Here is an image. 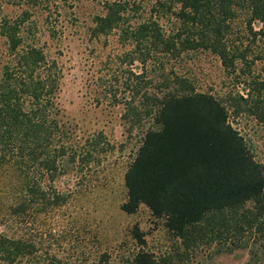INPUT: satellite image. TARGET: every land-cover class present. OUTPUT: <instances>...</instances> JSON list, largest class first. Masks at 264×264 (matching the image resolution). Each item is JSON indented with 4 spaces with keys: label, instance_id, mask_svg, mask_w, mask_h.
Instances as JSON below:
<instances>
[{
    "label": "trees",
    "instance_id": "1",
    "mask_svg": "<svg viewBox=\"0 0 264 264\" xmlns=\"http://www.w3.org/2000/svg\"><path fill=\"white\" fill-rule=\"evenodd\" d=\"M4 4L19 13L8 16L0 3V264H202L188 257L200 224L250 200L256 209L235 230L264 233V169L235 125L246 117L264 123V72L257 71L264 67V0H104L91 17V36L113 35L124 48L125 78L109 91L112 101L123 90L130 122L153 116L158 123L143 131L125 170L120 209L133 213L145 205L184 248L178 257H156L134 225L139 249L122 261L106 251L83 257L81 242L63 245L55 229L69 198L56 179L84 158L94 160L107 141L97 134L81 142L62 111L63 68L35 37L37 3ZM57 26L45 27L52 39ZM58 27L64 35L66 25ZM201 51L219 58L230 88L194 92L176 72ZM138 94L142 106L135 105Z\"/></svg>",
    "mask_w": 264,
    "mask_h": 264
},
{
    "label": "rangeland",
    "instance_id": "2",
    "mask_svg": "<svg viewBox=\"0 0 264 264\" xmlns=\"http://www.w3.org/2000/svg\"><path fill=\"white\" fill-rule=\"evenodd\" d=\"M5 1L0 0L2 10L8 16L17 15L19 9L7 6ZM34 1L37 6L31 13L39 25L35 32L38 44L63 68L58 97L62 111L75 126L81 142L97 134L107 141L103 151L98 152V147L94 160L87 163L84 158L77 162L72 171L60 175L54 183L69 195L58 213L60 224L55 226L57 233L62 234V244L74 239L86 250L83 257L94 259L106 251L113 260L122 261L139 249L131 233L137 225L144 235L146 250L156 257H178L184 249L181 240L167 230L162 217L154 216L143 204L133 213L120 209L127 196L125 170L135 156L143 131L157 129L158 123L153 116L143 118L140 123L130 122L123 90H119V101H112L109 91L125 78V66L120 63L124 48L116 43L113 35L95 38L87 30L91 17L101 11L104 0ZM47 22L66 25L67 31L62 35L57 26L52 39L45 28ZM134 65L133 70L139 71V64ZM175 70L187 79L194 92L216 95L231 87L219 58L208 51L192 54ZM257 71L263 73L264 67L258 66ZM140 97V94L136 96V106H142ZM235 125L264 169V123L246 117ZM255 209L256 202L250 200L236 212L205 219L188 257H195L192 262L202 264L264 261V233L235 230L242 216ZM225 222L230 228L224 227Z\"/></svg>",
    "mask_w": 264,
    "mask_h": 264
}]
</instances>
